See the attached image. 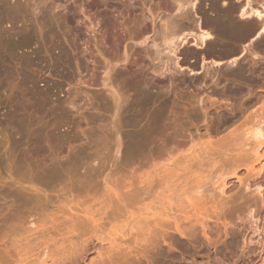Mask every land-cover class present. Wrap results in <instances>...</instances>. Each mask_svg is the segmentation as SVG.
I'll return each mask as SVG.
<instances>
[{
	"label": "rangeland",
	"instance_id": "obj_1",
	"mask_svg": "<svg viewBox=\"0 0 264 264\" xmlns=\"http://www.w3.org/2000/svg\"><path fill=\"white\" fill-rule=\"evenodd\" d=\"M245 2L0 0V264H149L132 227L151 198L130 192L174 155L198 156L208 208L222 197L214 169L264 120V20ZM233 168L213 246L170 240L153 264H264V172Z\"/></svg>",
	"mask_w": 264,
	"mask_h": 264
},
{
	"label": "bare ground",
	"instance_id": "obj_2",
	"mask_svg": "<svg viewBox=\"0 0 264 264\" xmlns=\"http://www.w3.org/2000/svg\"><path fill=\"white\" fill-rule=\"evenodd\" d=\"M117 11L120 15L124 14V11L119 10V7H117ZM239 16L242 20H251L255 17L263 21L264 4L256 7L253 6L251 0H246L240 9ZM143 19H145V16ZM137 29L134 37L140 39L143 36L144 38L147 37L145 35L150 28L145 26ZM199 29L200 31L196 36L202 45L213 39L212 33L202 29L200 24ZM263 33L264 24L253 40L259 38ZM134 37L130 35L131 39ZM245 55L246 53L243 52L238 58ZM123 56H119V61H122ZM238 58H234L232 62H237ZM212 62L215 66L223 64L218 60ZM125 68H127V65H125ZM237 76L248 79L245 72L232 74L229 72L226 74V79L230 80V77L236 80ZM246 136V139L252 141L255 145L248 148L249 144L246 143L245 148L214 169V179L217 178L214 185H216V189H219L222 197L218 201H214L210 208L207 207L202 190L204 173L200 166L201 161L198 160V156L194 152L179 158L174 155L168 160L167 164L155 170V173L146 181L145 186L139 188L140 190L130 192V196L134 197L137 202H141L145 197L151 198L150 203H144L139 214L134 217V226L132 227L136 230L133 235L135 239L141 237L142 240L148 243L144 247L143 256L149 264L158 261L157 255L166 253V246L170 245L168 243L170 240H177L178 242H182V239L189 242L206 241L209 246H213L208 229L210 220H215L225 228L229 225L228 222L222 221V213L220 212L229 201L228 197H224L226 195L227 178L230 177L223 174L226 171L225 166L235 167L232 176H236L241 185H245V180H255L264 172V120H260L248 128ZM240 167L245 168L247 172L246 179L238 176L237 171ZM208 176H213V174ZM260 189L261 187L258 190ZM260 194L264 195L262 191ZM71 216L78 218L76 214ZM94 221L97 220L94 219ZM113 245H116V242ZM139 264H142V262Z\"/></svg>",
	"mask_w": 264,
	"mask_h": 264
}]
</instances>
